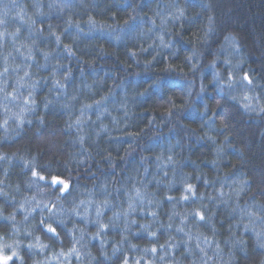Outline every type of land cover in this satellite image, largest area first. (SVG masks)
<instances>
[{"label": "trees", "instance_id": "16d2710c", "mask_svg": "<svg viewBox=\"0 0 264 264\" xmlns=\"http://www.w3.org/2000/svg\"><path fill=\"white\" fill-rule=\"evenodd\" d=\"M0 245L264 264V0H0Z\"/></svg>", "mask_w": 264, "mask_h": 264}, {"label": "snow or ice", "instance_id": "6c2138e0", "mask_svg": "<svg viewBox=\"0 0 264 264\" xmlns=\"http://www.w3.org/2000/svg\"><path fill=\"white\" fill-rule=\"evenodd\" d=\"M7 71V70H5ZM25 75H27V73H25ZM243 79L248 80L249 83H251V80L245 76ZM27 103V101L25 102ZM44 171H48V177H51V179L49 180L48 177L44 176V175H38V173L33 170L32 171V175L33 176H38V180L39 181H44L45 187H49L52 188L54 192H68L69 191V186L68 184L63 180L60 179V174L59 173H55L53 174V172L44 169ZM39 186V185H38ZM186 194L182 197V199H184L185 201L189 200L191 197H195L196 193L195 190L193 189L192 185H187L186 189H185ZM137 196H140L139 191H137ZM57 199H59V197H57ZM169 199H172L171 197H169ZM53 207H55V205H53ZM131 207V206H130ZM78 214V213H77ZM153 215H155V213H152ZM96 215L97 217H99L101 215V212L99 209H97L96 211ZM193 216L198 217L200 221L204 222L206 221V217L205 215H203L202 213H200L199 211H195L192 213ZM42 224H45L47 227V231L52 234V236L58 238L59 237V232L57 230L56 226L53 225H60L63 224V220L62 219H57V215L56 213H53L52 216L50 217L49 221H41ZM99 231L97 233V235H99L100 232H103L105 230V228L107 227L106 225L99 223ZM181 231H183V229H181ZM153 235H155V233H153ZM95 238V237H94ZM11 248L10 245H0V264H9V261H11L13 259V257H16L17 259H19V257L17 256V253L12 250L11 254H5L4 252V248ZM31 247V245H30ZM152 252H156L157 249L153 248L151 249ZM69 254H76L77 258H79V253H78V249H76L75 247L70 249V253ZM124 264H128V261L125 260ZM137 264H139V262H137Z\"/></svg>", "mask_w": 264, "mask_h": 264}]
</instances>
